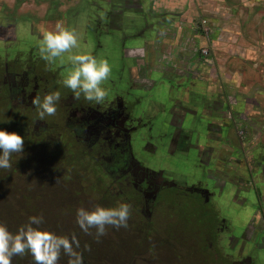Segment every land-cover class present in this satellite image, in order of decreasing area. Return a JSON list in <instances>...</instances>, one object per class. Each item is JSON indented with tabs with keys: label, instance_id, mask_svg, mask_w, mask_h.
Returning <instances> with one entry per match:
<instances>
[{
	"label": "flooded vegetation",
	"instance_id": "obj_1",
	"mask_svg": "<svg viewBox=\"0 0 264 264\" xmlns=\"http://www.w3.org/2000/svg\"><path fill=\"white\" fill-rule=\"evenodd\" d=\"M1 1L0 114L3 111L9 119L10 125L6 130L20 135L24 144L21 153L11 155L12 167L0 169V216L5 215V211L10 214V210L6 209V205H9L10 209L14 206L16 214H23L25 217L22 223L16 222L15 226L6 223L3 225L15 233L30 216H37L40 209H50L47 202L59 200L73 214L72 223L58 228L57 233L41 225L40 228L65 236L70 241H77L78 246L73 245V251L81 257L82 264H165L161 262L162 256L159 254L165 245L172 243L170 234L172 230L175 231L177 220L183 219L185 223L198 220L201 231L196 235V240L200 244L203 262L200 264H258L255 254H242L244 250L241 245H258L259 241L264 243V227L252 232L250 225L251 228L247 230L250 232L242 238L244 232L241 230L246 229L240 230V227L233 225L232 219L236 218V213L229 208L238 204V190L232 187L236 184L241 186L242 192H249L250 201L257 198L260 211L262 208L264 210L261 203L262 188L257 186L260 173L264 178V167H260L264 166V140L260 142L259 138L254 143V129L247 125L243 129L247 135L246 142L240 141L238 132L235 131L238 127L230 124L235 119L233 110H230L231 118L224 127L222 125L215 136L216 140L212 142L201 134L198 128L200 121L189 119L193 124L192 131L187 130L180 135L178 131H182V127L175 128L173 123L172 138L168 140V144L171 141L173 147L178 149L194 148L199 167L205 162L212 163L214 178L211 180L220 179L216 175L225 173L227 169L231 176L227 182L232 190L228 192V207H223L222 194L214 196L200 182L178 183L172 175L171 167L161 165L153 158L155 148L149 140L154 128L151 124L157 115L148 116V112L140 109V101L131 98L130 90L134 87H126L121 82L119 68L115 69L116 73L119 72L118 80L110 76L104 82L108 95L100 104L86 101L83 97L77 100L69 89L62 86L60 82L64 77L63 73L71 67L67 59L70 53L52 63L41 59L37 47L40 38L38 29L41 27L51 30L57 21H62L67 27L68 20L58 14L46 16L42 25L35 24L38 28L35 29L31 27V19L14 17L23 7L24 0ZM50 7L55 14L62 8V3L55 0ZM29 30L30 37H24ZM28 42L33 46L24 48L23 44ZM14 45L20 47L17 51L19 56L10 58L8 54L12 50L9 49ZM214 85L216 88L213 89H218L214 93L215 103L229 109L228 98L218 95V92L222 93L220 80H215ZM122 87L129 91L123 92ZM54 90L61 93L56 114L39 120L31 100L37 95L42 97ZM202 95L203 92L199 97L204 98ZM180 105L183 103L180 102ZM236 105L234 109L237 108ZM199 107L194 115L197 114L201 119L203 113L202 110L199 111ZM245 114L251 115L249 110H245L238 116L242 118ZM227 118V112L221 110L220 120ZM254 119L248 117L246 122L250 123ZM147 133L148 141L145 142L144 135ZM213 146L226 147V151L232 152V157L229 158L231 161L226 160L227 165H223L224 160L216 159L214 149L217 148H212ZM244 169L249 178H244ZM59 192L63 194L60 198L56 196ZM48 197L50 198L45 201ZM193 198L201 201L198 209L192 204ZM121 202L131 205L129 227L121 228L122 234L119 229L120 237L131 235L129 256L109 260L91 255L90 250L94 245L89 240V234L77 225L76 209H91L96 205L111 207ZM226 208L229 209L225 210ZM179 210L183 211V215H179ZM206 210L212 213L209 219L203 217ZM262 215L264 218V213ZM251 217L249 214L248 223H253ZM90 231L94 234V230ZM110 236L116 238V233L108 227L102 238ZM238 241H241V245ZM71 260L72 257L62 251L57 264H70ZM12 264H34V261L30 254H25L23 257L14 256Z\"/></svg>",
	"mask_w": 264,
	"mask_h": 264
},
{
	"label": "crops",
	"instance_id": "obj_2",
	"mask_svg": "<svg viewBox=\"0 0 264 264\" xmlns=\"http://www.w3.org/2000/svg\"><path fill=\"white\" fill-rule=\"evenodd\" d=\"M54 1L24 0L23 7L15 13L14 17L29 18L31 19V27L38 29L35 24L39 23L42 25L46 16H56L58 14L69 21L67 27L74 30L76 35H78V29L81 27L83 42L90 44L89 42L92 41L94 51L90 54L95 56L97 53H102L103 56H106L110 65H116L121 62L119 69L121 71V79L124 80L125 85L150 89L163 84L168 86V82H174L175 86L181 90L180 93L185 94L181 99L178 98L176 100L179 104L182 102L183 105L178 108L181 111L174 119L175 128L182 127L187 121V115H194L195 111L198 110V104H200L199 111L202 110V113L211 119L206 124L205 133L201 134L206 136V139H211L210 142L216 140L215 136L222 128L220 121L222 106L219 104L217 106L215 103L214 93L218 89L213 88H216L214 82L217 78L211 79L207 71H215L220 74V71L228 69L226 63L224 64L222 61L223 55H226L225 50L227 52L231 51L235 55V63L230 62L234 64L235 68L232 66L233 71L240 70L238 66L242 65L244 68L248 67L247 71H250V74L255 76V79H252L246 74L245 78L248 81H245V78L238 74L231 77L226 75L230 79H218L222 88L224 86L227 87L226 93H231L229 98L233 100L232 107L237 104V108H233L234 114L243 111L244 107L239 105V102L242 103L241 100L246 95V100L254 104H250L251 107L248 104L246 109L251 114L256 111L255 105L260 106V109L263 108L261 106L262 103L258 105L257 102H262L258 99L264 97V81L262 80L264 77L260 73L264 70V65L240 60L239 46H241V39L244 40L245 30L239 33L235 29L232 30L233 25H224L223 6L222 3H218L221 0H58V2L61 1L62 8L60 7L59 12L55 14L50 7ZM1 3L2 1L0 0ZM213 3L216 9L213 17L216 19L217 17L220 18V22H213L215 23L214 25L212 23L215 29L211 30L210 40L207 43V30L204 28L203 34L201 29L199 31L196 28V24L192 25L193 20L191 19H195V22H197V14L198 17L206 20L208 8L212 7ZM96 5L106 7V11H96ZM209 11L214 13L210 8ZM2 14V10H0V17ZM191 14L192 16H190ZM148 22L150 25H148ZM205 23L204 21L203 27H205ZM235 28L238 27L235 26ZM40 29L41 27L38 30L40 31ZM110 31L121 35L123 42H128L129 44L117 46L116 43L105 42ZM30 35L31 31L29 30L24 37H30ZM77 38L79 37L77 36ZM88 38H93V40ZM134 39L139 40V43H135V46L130 41ZM207 45H210L216 57L219 56L218 58L215 57L214 63L207 56H204V58L202 55V51H206ZM243 45L247 46L248 44ZM124 60L130 63L128 73L125 71ZM159 75L161 77H157ZM195 85L203 86L202 96L204 98L199 97L202 92L191 91V88ZM246 92H249V94H246ZM192 94H195V97ZM251 97L254 99H251ZM193 99L195 100L193 101ZM199 100H201V103H199ZM192 101L194 104H190ZM258 113L260 115L261 111H258ZM261 115L264 116V112ZM260 119L263 120V118ZM178 133L179 135L180 133L183 134L180 130ZM173 148L178 150L176 146ZM212 148H217L214 149V152H216L215 157L218 160H228L232 157L229 150L226 151V147L213 146ZM220 176L216 175V178H220ZM260 177L258 178L257 186L262 188L261 203L264 206V178L261 173ZM241 203L242 199L238 198V204L240 205ZM252 205H254V209L249 208V210H253L251 220L254 221L253 223H248L247 219V223L239 228L240 230L246 229L241 230L244 232L241 235L242 238H245L250 232L247 231L251 228L250 225L252 226V232L257 229L262 230L264 227L262 215L264 210L262 208L260 211L257 198L252 201L249 200V207ZM242 207H248V204ZM256 234L254 233V235ZM257 241H259V238ZM242 244L243 255L255 254L258 264L261 261L264 262V243L259 241L258 245L251 243L250 246Z\"/></svg>",
	"mask_w": 264,
	"mask_h": 264
},
{
	"label": "rangeland",
	"instance_id": "obj_3",
	"mask_svg": "<svg viewBox=\"0 0 264 264\" xmlns=\"http://www.w3.org/2000/svg\"><path fill=\"white\" fill-rule=\"evenodd\" d=\"M218 3H222V14L224 17V25L225 26H232V30H237L239 33L243 32L245 30V33L243 35V39H241V46L239 49L240 53V60L241 61H250L254 62L255 64H261L264 65V0H221ZM212 10L214 13L209 11ZM207 14L208 17L206 20H204L201 17H198L196 14L197 22H195V19L193 20L192 25L196 24V28L200 31L203 32L204 34V28L207 30V37H208V42L210 40V33L211 30L213 31L215 28L213 25L215 23L213 22H220V18L217 17L214 18L215 14V7L214 3L212 7H209ZM96 11L98 10H105L106 7L103 6H98L96 5ZM193 14V13H192ZM192 14L190 16H192ZM212 17V18H211ZM205 27L202 26L204 21ZM213 23V25H212ZM154 24V23H153ZM148 25L149 22H148ZM218 25V24H217ZM237 26L238 28H235ZM220 29V28H219ZM228 29V28H226ZM82 29L81 27L78 29V44L79 47L77 49H74L72 53L70 54H79V53H91L93 52V44L90 41V44H86L83 42V37L81 36ZM247 35V37H246ZM106 41H109L110 43H116L117 46L121 44H129L128 42H123L121 39V35L117 33H113V31H110L107 35ZM111 36V37H110ZM93 40V38H88ZM115 40V41H113ZM131 44L135 46V43H139V40H130ZM255 42V43H254ZM243 44H248L243 45ZM33 44L28 42L23 44L24 48H30L32 47ZM20 47H16L15 45L12 46L9 50H12L8 56L10 58H14L15 56H19L18 54V49ZM254 48V49H253ZM26 50V49H25ZM203 57L207 56L209 60L214 63V60L218 58L219 56H215L213 54V50L210 47V45H207L206 51L203 50ZM223 52V51H222ZM225 54L223 55V63L227 65V70L220 71V75L218 72H212V71H207L210 75L209 77L211 79L217 78V79H230L228 77H231L232 75L238 74L242 78H245L246 74L252 78L255 79V76L250 74V71H247L248 67H243L242 65L238 66L240 70H232V66L234 67V64H231L230 62L235 63V58L233 55L234 53L229 51L227 52L225 50ZM233 55V56H232ZM98 59H106V56H103L102 53H97L95 55ZM216 57V58H215ZM205 58V57H204ZM121 62H118L116 65H110L112 67L111 71V78L118 80V73H116L115 69L120 68ZM114 64V62H112ZM120 64V65H119ZM129 62L124 60V65H125V71L128 73V67H129ZM248 65V64H247ZM235 68V67H234ZM262 76L264 77V70L260 72ZM66 73H63L65 75ZM250 74V75H249ZM228 75V77H226ZM157 77H161L160 75ZM151 79V78H150ZM245 81L246 78L244 79ZM264 81V78L262 79ZM121 82L125 84L124 80L121 79ZM169 83V84H168ZM168 86L166 84H163L162 86H157V87H152L150 89L146 88H141V87H134L130 90V95L131 98L134 100L140 101V109L143 112H148V116H156V119L154 120V123H152L151 127H154L152 132L150 133V140L149 143L154 146L155 148V153L153 158L156 160L157 163H160L161 165H166L167 167H171L172 169V175L175 178V180L180 183V184H191L192 182H200L201 185L207 186L206 188H209L211 192L214 194V196L221 195V205L223 207H228V192H231L232 188L231 185L227 182L228 178L231 176L228 174L227 169L225 173H222L220 176V179H213L214 174H213V164L205 162L204 164L200 165L197 163V155L196 151L194 148L190 147L189 150L187 149H178L175 150L172 146L171 141L168 144V140L172 138V132H173V120L176 118V116L179 114L181 110L178 108L181 107L179 102L176 100L179 98L181 99L182 96L185 94L180 93L181 90L175 86L174 82H168ZM128 87V85H125ZM202 87H199V85L193 86L191 88V91L194 92H202ZM123 92L124 90H128V88L122 87ZM259 89H261L259 87ZM227 87L222 88V93L218 92V95H225L230 102L227 101L229 109L226 107H222V110L224 112H227L229 118L225 119L224 121H221V124L223 127L227 124V120H229L232 116V113L230 110H233L234 106L233 105V100H230V92L228 94L226 93ZM129 91V90H128ZM139 91V92H138ZM258 92V91H257ZM256 92V93H257ZM246 94H249V92H246ZM195 97V94H192ZM246 97L247 95L243 98L242 103L239 102V105H245L243 111L246 110L248 107V104L250 106L254 105L248 102L246 103ZM234 98V97H233ZM219 98H217L218 100ZM251 99H254L251 97ZM195 99H193L194 101ZM262 102H257L258 105L262 103L261 106L263 108L260 109V106H256V111L252 112L251 116H247L246 114L240 118L237 114H233V117L235 118L233 122L231 121L230 124H232L236 128L238 132V139L242 142H246L245 139L247 138V135L245 132H243L244 128L248 125L253 131V140L254 143L257 139L261 138L262 142L264 140V116L261 114L264 112V97H261L258 99ZM193 101L190 104H194ZM197 106V104H196ZM251 107V106H250ZM234 111V110H233ZM241 111V112H243ZM258 111H261V114L259 115ZM0 114V122L2 125L0 128H4L3 130H6V127L10 125L8 123L9 119L3 111ZM251 113V112H250ZM255 113V114H254ZM255 115V116H254ZM248 117H255L253 121L250 123L246 122ZM260 118H263L260 119ZM189 119H192L193 121L195 120L196 122L200 121V125L198 128L200 129L201 133H205L206 129V124L208 121L211 119L205 114H202V118L199 119L198 115H187V121ZM232 120V119H231ZM182 125V132H186L187 130L192 131L193 124L190 122H187ZM226 123V124H225ZM248 123V124H247ZM229 124V122H228ZM150 127V128H151ZM8 132V131H7ZM263 134V135H262ZM149 135V133L144 135V141H148L146 137ZM170 151V152H168ZM226 153V151H224ZM232 156V152H230ZM227 158V157H226ZM225 163L223 165H227L226 160H224ZM207 170H209L207 172ZM209 173V174H208ZM243 175L245 176L244 178H249V174H247L246 169H244ZM215 181V182H214ZM232 187H236L238 191H236L239 194V198L242 199V203L239 205L237 204L236 206L229 207L231 208L234 213H236V218L233 220L232 223L233 225L237 227L243 226L245 223H247V217L249 214L252 215L253 210H249V208L254 209V205L249 207V192H242L241 186L234 184ZM65 189V188H64ZM29 192V191H27ZM1 193V192H0ZM5 193V192H4ZM27 194V193H26ZM4 195V194H3ZM63 194L59 192L57 194V197H61ZM5 196V195H4ZM250 196H253L250 194ZM50 197H48L45 201H47ZM11 200V198H6ZM174 203H176L177 198L174 199ZM216 201H214L215 203ZM52 203V204H51ZM59 200H53L51 202H47V207L50 206L51 208L45 211L44 209H40V213L36 214L37 216H42L43 217V223L41 226L48 230H54L56 233L58 231V228L64 227L72 223V216L73 214L70 212L68 208H66V205H64L63 202L59 204ZM51 204V205H50ZM192 204L195 206V208H199L201 205V201L197 200L196 198H193ZM248 207H242L244 205H247ZM104 205V204H102ZM229 208H226L225 210H228ZM6 209L9 211L10 214L0 216V224H11L15 226L14 224L17 223H22L24 221V215L23 214H16L14 212V206L10 209L9 205H6ZM207 212V213H206ZM226 212V211H224ZM14 213V214H13ZM179 215H183V211L180 212L178 211ZM233 213V215H234ZM209 215H212L209 211H205L203 213L204 219L208 218ZM188 221V220H187ZM175 231L170 234L172 243L165 245L162 248L160 256H162V261L165 264H200L202 262V256L200 255V244L196 240V235H198L201 231V227L199 225L198 220H192L190 222H183V219H178L176 225H174ZM112 230L116 233V238H113L112 236L105 237V238H100L99 241H97L94 237V234H89V240L91 244L94 245V247L90 250L91 255L98 256L101 259H117V257L125 259L129 256V241L131 239V235H125L124 237H120V232L119 230L113 229ZM121 234L123 231L120 229ZM120 238H119V237ZM239 245H241V241L237 242ZM159 256V257H160ZM260 264H264V262H260Z\"/></svg>",
	"mask_w": 264,
	"mask_h": 264
},
{
	"label": "clouds",
	"instance_id": "obj_4",
	"mask_svg": "<svg viewBox=\"0 0 264 264\" xmlns=\"http://www.w3.org/2000/svg\"><path fill=\"white\" fill-rule=\"evenodd\" d=\"M37 47L41 59L52 63L64 54L72 53L79 44L75 31L66 27L62 21H57L51 30L40 29ZM67 59L71 67L60 82L62 86L69 89L77 100L83 97L89 102L102 103L108 95L103 84L111 74L109 62L90 53L69 54ZM60 99L61 93L58 90L42 97L35 96L31 104L36 109L38 119L54 116ZM23 144L24 140L20 135L0 129V169L12 167L10 157L13 153H21ZM130 208L131 205L126 202L111 207H79L75 214L76 223L87 234H92L90 230H94V237L99 241L108 227L116 230L129 227ZM42 223V216H30L15 233L0 224V264H12L14 256L23 257L25 254L32 256L34 264H57L62 251L72 257L70 264H82L81 257L73 251V245L78 246V242L41 229Z\"/></svg>",
	"mask_w": 264,
	"mask_h": 264
},
{
	"label": "water",
	"instance_id": "obj_5",
	"mask_svg": "<svg viewBox=\"0 0 264 264\" xmlns=\"http://www.w3.org/2000/svg\"><path fill=\"white\" fill-rule=\"evenodd\" d=\"M10 231V230H9ZM11 232V231H10Z\"/></svg>",
	"mask_w": 264,
	"mask_h": 264
}]
</instances>
